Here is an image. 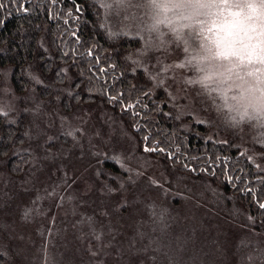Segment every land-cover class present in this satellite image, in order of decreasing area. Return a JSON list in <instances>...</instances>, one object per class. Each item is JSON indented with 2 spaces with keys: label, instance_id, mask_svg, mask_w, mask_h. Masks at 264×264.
Returning <instances> with one entry per match:
<instances>
[{
  "label": "rangeland",
  "instance_id": "374dc122",
  "mask_svg": "<svg viewBox=\"0 0 264 264\" xmlns=\"http://www.w3.org/2000/svg\"><path fill=\"white\" fill-rule=\"evenodd\" d=\"M99 1L104 11L105 28L107 26L116 33L123 32L127 37H140L143 45L136 56L144 62L136 67L150 79L151 86H158L171 96L174 116L181 122L185 133L191 132L190 122L193 120L204 125L206 122L209 129L219 130L221 134L222 126L217 125L219 120L215 119L218 117L228 126L233 125L231 129L239 147L245 149L250 136H256L257 147L264 149V116L254 111V106L264 97V0H227L226 5L199 12L191 6L211 0H158L168 5L167 9L154 8L153 0ZM63 73L65 81L62 82L61 97L65 101L61 103L56 100L57 103L44 104L41 94L34 89H26L22 92L24 94H20L6 76L0 83V112L21 116L23 111L20 109L33 111L29 114L32 119L29 134L34 136L30 138L31 158L28 161V167L31 166L33 171L28 182L10 186L16 190L13 200L16 208L13 205L15 210L8 211L5 216L7 220L15 217V226L19 231L26 232L28 239L32 231H43L48 225L47 249L57 253L63 231L74 227L70 224L72 218L79 211H94L96 190L100 191V188L104 191L111 186L119 191L113 188L109 194L123 193L131 201L125 204L129 211L127 216L117 218L113 213L109 215L111 225L115 224L121 230L129 231L130 222L137 217L142 218L144 230H147L150 214L162 226L171 220L172 231L183 228L197 232L264 231L253 215L237 206L236 200L229 196L218 200L223 203L226 213L232 214L231 218L235 221L230 223L233 226L230 228L223 220L207 218L203 203L205 182L199 178H195L196 182L191 180L190 175L178 168V163L182 167L186 160L196 158V162H201L200 153L186 150L184 158L171 157L165 144L169 138L173 140L176 133L171 135L169 129H156L150 139H145L147 134L136 129L135 122H132L134 117L130 118L132 125L128 126L123 117L115 121L97 105H79L76 100H81V94L74 97L70 92L75 74L68 67ZM33 74L37 84H40L38 73ZM205 77V83H200ZM75 87L82 91L81 85L76 84ZM108 93L107 96L112 95ZM71 97L74 100L67 102ZM109 100L113 106L129 114L119 101ZM70 103L74 110L66 118H59ZM54 105L60 108L55 109L56 112L51 110ZM63 127L65 136L60 133ZM225 130L228 128L225 127ZM46 137L48 140L44 141ZM93 157L105 158L100 168L82 169ZM181 159L185 161L181 162ZM105 161L116 166L104 167ZM259 162L256 160L257 164ZM182 169L184 172L191 168L184 166ZM201 170L200 167H193L192 171L199 173ZM192 171L186 173L193 174ZM132 191L140 193L148 206L140 208L139 202H132ZM166 195L168 199L164 200ZM82 199L87 203H79ZM191 200L198 203L194 204ZM103 202L109 204V200ZM180 202L183 208L178 211L173 204ZM193 206L199 207L193 209ZM6 210L9 208L0 209V214ZM22 216L25 221L21 220ZM183 217H187L186 221L182 220ZM9 243L15 248L14 241ZM256 244L258 247L264 245L261 240ZM26 247L30 249L29 244Z\"/></svg>",
  "mask_w": 264,
  "mask_h": 264
},
{
  "label": "trees",
  "instance_id": "16d2710c",
  "mask_svg": "<svg viewBox=\"0 0 264 264\" xmlns=\"http://www.w3.org/2000/svg\"><path fill=\"white\" fill-rule=\"evenodd\" d=\"M104 20L99 0H0V83L6 76L20 94L26 89H34L41 94L44 104H54L56 100L61 103L65 101L61 97L62 82L65 81L63 71L68 67L75 74L70 92L74 97L82 96L81 100H76L79 105H97L115 121L123 117L128 126L130 118L134 117L132 122H135L136 129L147 134L145 139H150L156 129H169L171 135L176 133V137L169 138L165 144L171 157L184 158L186 150L200 153L202 161L197 159L201 161L199 163L196 158L180 161L187 162L183 164L191 168L187 171L200 167L201 172L192 171L194 175L183 172L184 166L179 163L178 168L190 175L191 180L196 182L195 178H199L205 182L203 209L207 218L223 220L231 228L230 221L235 220L218 200L229 196L264 227V209L259 207L264 203V149L257 147L258 138L250 136L246 151L239 147L231 129L233 125L228 126L218 117L215 119L219 120L217 125L222 126L221 134L219 130L209 129L206 122L204 125L193 120L190 122L191 132L185 133L181 122L174 116L171 96L157 85L151 86L150 79L136 67L144 62L136 56L143 45L140 37H127L123 32L111 31L107 26L105 28ZM35 72L40 77V84L33 77ZM76 84L82 86V91L76 89ZM107 91L112 95L107 96ZM109 99L119 101L132 117L113 106ZM73 100L71 97L67 102ZM72 106L70 103L59 118H66L74 110ZM55 109L60 108L52 106L51 110L56 112ZM20 110L23 111L21 116L0 112V209L9 208L0 214V264H264V245L258 247L256 244L259 240L264 244V231L197 232L184 228L172 231L171 220L162 226L150 214L147 230H144L145 222L140 217L130 222L129 231L111 225L109 215L127 216L129 211L125 204L131 202L123 193L109 194L113 188L119 191L114 186L104 191L96 190L97 201L91 198L96 203L94 211H79L72 218L70 224L74 227L63 231L57 253L47 249L48 225L43 231H32L28 239L26 232L15 226V217L11 220L5 217L8 211L16 208L13 204L16 190L10 186L28 182L33 171L31 166L28 167L30 138L34 136L29 134L32 124L29 114L33 111L28 108ZM60 133L65 136L64 127ZM219 137L223 139H216ZM163 155L167 156L166 153ZM104 159L93 157L82 169L95 166L99 169ZM256 160L260 162L257 164ZM114 166L116 164L109 161L104 163V167ZM132 194V202H139L140 208L148 206L140 193L132 191ZM165 199H168L167 195ZM104 200H109V204L106 205ZM79 203L87 202L82 199ZM173 207L179 211L183 204L175 203ZM196 207L199 206H193V209ZM186 218L182 220L186 221ZM21 220L25 221L23 216ZM11 241H14L15 248L9 243ZM15 257L18 258L16 261Z\"/></svg>",
  "mask_w": 264,
  "mask_h": 264
},
{
  "label": "snow or ice",
  "instance_id": "6c2138e0",
  "mask_svg": "<svg viewBox=\"0 0 264 264\" xmlns=\"http://www.w3.org/2000/svg\"><path fill=\"white\" fill-rule=\"evenodd\" d=\"M221 4H227V0H220V2H215V0H211V2H200V3H196V4H193L191 7L196 10L197 12H199V10H202V9H207V10H211L213 8H218V7H221ZM153 7L154 8H157V9H167L168 5L166 4H162L160 2H158V0H153ZM174 7H181V5H174ZM155 27V26H153ZM179 67H183V65H180ZM207 77H205L204 79H201L199 82L200 83H205ZM191 83V81H190ZM131 107V105H130ZM251 118V117H249ZM262 119H264V117H262ZM262 126H264V124H262ZM146 151H154L155 149H145ZM259 207L261 209H264V203H261L259 205Z\"/></svg>",
  "mask_w": 264,
  "mask_h": 264
},
{
  "label": "clouds",
  "instance_id": "9594fccd",
  "mask_svg": "<svg viewBox=\"0 0 264 264\" xmlns=\"http://www.w3.org/2000/svg\"><path fill=\"white\" fill-rule=\"evenodd\" d=\"M262 87H264V85H262ZM262 109H264V97L260 98L257 106H254V111H256L257 114L264 116V111H262Z\"/></svg>",
  "mask_w": 264,
  "mask_h": 264
}]
</instances>
